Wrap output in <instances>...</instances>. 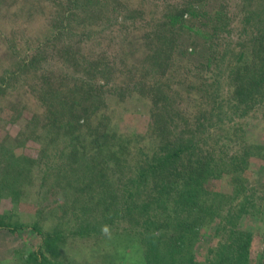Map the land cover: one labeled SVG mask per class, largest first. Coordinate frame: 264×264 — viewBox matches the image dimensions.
Instances as JSON below:
<instances>
[{
    "label": "trees",
    "instance_id": "obj_1",
    "mask_svg": "<svg viewBox=\"0 0 264 264\" xmlns=\"http://www.w3.org/2000/svg\"><path fill=\"white\" fill-rule=\"evenodd\" d=\"M48 1L17 0L9 8L6 4L0 7V13L11 17L16 26L25 17L24 11L28 17L44 13L42 5ZM173 1L168 0L161 19L152 24L154 30L142 38L145 73L133 75L128 84L150 108L148 131L140 136L120 134L107 113L108 96H115L109 88H118L111 80L113 63L119 71L122 66L117 53H112L109 63L103 56L91 59L92 31L78 34L71 26L77 18L86 24L94 17L107 18L102 16L107 2L70 0V8L60 19H52L57 24L40 39L36 33L19 29L21 37L29 35L31 52L18 61L16 71L7 72L11 76L7 82L0 77V103L15 97L13 89H24L23 84L15 83L23 78L30 81L31 73H41L35 74L39 84L36 97L44 111H35L15 140L22 146L27 140L38 142L40 151L34 159L18 155L9 139L0 143V199L20 203L37 187L35 200L56 199L63 225L75 228L74 236L82 238L117 233L118 224L124 222L144 227L151 219L158 221V232H164L167 239L146 244L147 264H264V251L256 261L251 257L253 229L240 228L260 201L242 175L255 156L243 121L251 113L264 119V0ZM211 2L219 6L213 13L207 10ZM128 6L117 1L107 9L110 16L114 14L112 20H120L103 28L113 39L121 28L129 31V23L136 25L137 16ZM16 31L10 34L15 42L0 35L8 52L15 47ZM55 54L64 60L52 65L49 57ZM198 55L199 67L176 89L164 82L177 59ZM67 64L79 74L70 77L69 68L61 69ZM143 88L149 91L141 95ZM191 90L204 94L207 104L189 120L187 111L179 106L187 93L192 96ZM128 97L124 94L117 99L126 101ZM221 179L234 185L230 194L222 192L221 182L217 186ZM261 202L264 214V196ZM14 215L0 214V228L18 232L22 225L5 223ZM38 216L41 218L42 210ZM214 222L220 245L209 248L208 257L201 262L191 244L201 240ZM33 227H40L39 220ZM44 236L34 264H52L50 259L58 251L49 248L48 242L66 241L68 235L46 232Z\"/></svg>",
    "mask_w": 264,
    "mask_h": 264
},
{
    "label": "rangeland",
    "instance_id": "obj_2",
    "mask_svg": "<svg viewBox=\"0 0 264 264\" xmlns=\"http://www.w3.org/2000/svg\"><path fill=\"white\" fill-rule=\"evenodd\" d=\"M69 1L70 0H50L42 5V11H44V13H36L35 16L32 15L28 17V14L24 11L25 17L18 19L16 26L13 24L11 17L8 15L3 16V12L0 13L1 36H4V38L7 37V39L14 40L15 42V39H12L14 37L10 34H12V30L17 29L14 33L17 36L15 47L11 52H8L4 41H0L1 78L5 79L7 82L11 77L7 72L16 71L19 63L18 61H22L30 55V46H32L30 37H28L29 35L21 37L19 29H27L29 30V34L36 33V38L40 39L51 27L57 24V22L54 23L52 19H60V16H62L69 7ZM100 1L102 3L107 2L104 6L106 7L107 5L106 9L102 11V16L106 15L108 16L107 18L101 20L100 18L94 17V19L87 21V24L83 22V19L77 18V22L72 23L71 26L75 28L74 32L78 34H83L85 33L84 31H92L94 40H89V45L90 47L92 46L93 51L88 52V56H93L90 57L91 59L103 56L109 63L112 55L117 53L118 59L120 60L117 62L122 64V66L119 71L118 65L113 63V66L115 65V76H113L111 80L113 81L112 83H116L118 88H109L113 90L115 96H108L107 113L111 118V124L119 130L120 134L128 137L131 136L132 133H136L140 136V134H144L148 131L150 124V108L144 98L140 95L135 96L136 94H133V90L128 88V84L133 75L138 74L142 76L145 73L144 68L146 63L144 61V52L146 47L141 44L143 43L142 38H145L148 33L154 30L155 27L153 28L152 24L157 23L159 21L158 19H161L163 7L168 3V0ZM117 1L123 4L127 3L129 9L137 16V19L133 21L136 25H131V23H129V25L132 26L129 31L127 28H121L122 30L118 33L119 35L113 39L109 31L104 32L103 28L108 24L120 22V20H115V18L112 20L111 17L114 14L110 16V11H107L108 7L111 4L116 5ZM181 1L182 0H174L173 2L180 3ZM16 2L17 0H0V7L6 4V7L9 8V6L15 5ZM218 7L219 6L214 2H211L207 10L213 13ZM17 10H20V8H17ZM46 13L47 16L45 15ZM116 14L122 13L118 12ZM94 21L96 24H88ZM78 22L81 24H78ZM119 27L120 26L115 25L116 29ZM98 40H103L102 44L95 42ZM121 44H124V46L122 47ZM102 49L104 50L102 51ZM104 51L105 54H103ZM8 53H16L18 58ZM61 56L60 54H55L54 57L50 56V64L54 65V62L64 60ZM199 62V55L198 57H186L183 61L177 59L175 62L176 65L164 76V82L176 89L179 82L189 78L190 73L195 71V68L199 67ZM43 66L44 64L42 67ZM68 68L70 69V77L79 74V72H76L78 70L70 64L61 67V69ZM74 69L75 72L72 73ZM156 71L158 76H160L159 71ZM35 74L39 75L41 73H31L30 81L29 79L26 80V78H23V81H20V83H15V85L23 84L24 89L21 88V86L13 89L15 97L3 99L4 102L0 103V143L9 139L10 144L16 147L18 155L23 154L34 159L38 158L39 155V143L33 140H27L24 142L25 145L22 146L23 143L20 145L19 142L15 140L18 138L19 132L32 119L35 111L39 110V114H42L44 111L42 107L40 108L39 100L36 97L39 84ZM12 78L14 79V77ZM25 82H27V85H25ZM191 86L198 87V84H192ZM148 91L147 88H143L139 94L144 95L147 94ZM184 91H186V89ZM124 94L126 97L129 96L126 101L125 99L124 101H120L121 98L117 99ZM187 94L182 101L184 102L182 105L188 108L191 113H189L186 108H182V105H180L179 108L187 111L188 114L185 113V117L190 120L203 106H205V104H207V100L204 94L197 93L195 90L190 91L189 94L192 95L191 97L187 96ZM243 123L247 132L246 136L249 138L248 142L252 143L255 147V156L251 158L249 169L242 175L245 177L248 187L252 189L254 193L258 194H256V196L260 198V201L253 211L252 216L243 219L240 228L243 230L252 228L254 231L251 257L256 261L259 257L261 258L264 251V214L262 210L263 204L261 202L264 196V119H262L261 114L251 113ZM215 135L218 136V133ZM228 180L229 179H221L216 182L218 187L221 182L220 187L223 190L222 192L226 194H230L234 189V185L232 186ZM37 190V187L33 188V191L31 190L27 196H24L25 200L16 204L9 199H0V214L15 212V217L12 216L6 219L5 223L10 224V222L12 223V221H14L18 225L23 226L14 234L9 231V227L0 228V264H34V256H40V249L42 248L46 232H50L53 236H59L61 233L68 235L66 241L60 239L59 242L56 243L51 241L48 242L47 246L49 248H57L58 251V254L52 256L53 259H50L52 264H147L144 253L147 247L146 244H150L151 241L160 244V242H164L165 239H167V237L164 238L162 236L164 232H158V221L152 219L147 225L144 224V227H140L136 223L134 225H129L128 222L120 223L118 224L120 230H118L119 232L117 233L106 232L101 236L83 238L79 235L74 236L75 228L71 230L67 225H63L64 222L62 219L60 220V206L55 203L56 199L44 200L38 203L35 200V194H33L36 193ZM63 205L64 204H62V206ZM132 206L135 207L134 204ZM40 210H42L41 218L38 216ZM37 220L40 222V227H35L34 229L33 224ZM217 220V222L221 221L218 217ZM128 227L130 228V233ZM216 227L217 224L214 222L206 233L204 231L201 234V240H193L191 244V249L194 251L196 258L201 262H204L208 257V250L220 245L219 241L221 238L214 233ZM195 247L196 250L194 249Z\"/></svg>",
    "mask_w": 264,
    "mask_h": 264
}]
</instances>
